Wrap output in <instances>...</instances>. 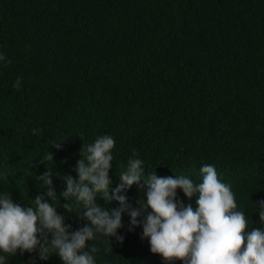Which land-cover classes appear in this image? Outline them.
Listing matches in <instances>:
<instances>
[{"label": "trees", "instance_id": "1", "mask_svg": "<svg viewBox=\"0 0 264 264\" xmlns=\"http://www.w3.org/2000/svg\"><path fill=\"white\" fill-rule=\"evenodd\" d=\"M0 52V190L14 201L46 192L36 175L53 164L59 194L55 173L75 177L82 145L108 133L112 188L133 151L158 176L199 180L211 163L264 227L253 212L264 198V0H0ZM48 151L53 161L40 162ZM142 186L125 189L134 207ZM59 202L72 230L86 223ZM122 222V243L92 241L97 264H166L127 213ZM9 261L62 264L28 251Z\"/></svg>", "mask_w": 264, "mask_h": 264}, {"label": "clouds", "instance_id": "2", "mask_svg": "<svg viewBox=\"0 0 264 264\" xmlns=\"http://www.w3.org/2000/svg\"><path fill=\"white\" fill-rule=\"evenodd\" d=\"M5 59L0 52V61ZM21 80L18 76L12 87H21ZM63 140L53 145L60 147ZM115 143L105 133L83 144L74 166L76 176L55 173L64 181L59 194L52 179L54 164L36 175L46 192H38L28 203L22 205L10 191L0 190V264H10V257L25 251L36 252L41 260L55 254L62 264H97L99 249L92 241L103 236L108 244L109 237L122 243L124 236L118 229L123 227L124 213L129 230L141 226V238H147L150 251L160 254L166 264L176 260L181 264H264V227L251 226L232 185L220 178L215 165L201 164L199 180L184 174L158 176L155 170L147 173L144 161L133 151L116 173L122 183L112 188ZM48 160L53 161L50 151L40 157V162ZM141 180L146 187H141L134 207L125 189ZM178 189L189 199L195 196V207L178 198ZM97 194L104 205L95 199ZM61 196L66 201L62 207L75 210L86 223L75 230L65 223L57 211ZM112 201L118 205L107 206ZM253 202L258 223L264 225V198Z\"/></svg>", "mask_w": 264, "mask_h": 264}]
</instances>
